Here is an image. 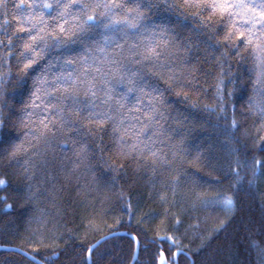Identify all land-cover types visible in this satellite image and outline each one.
<instances>
[{
    "label": "snow or ice",
    "instance_id": "obj_1",
    "mask_svg": "<svg viewBox=\"0 0 264 264\" xmlns=\"http://www.w3.org/2000/svg\"><path fill=\"white\" fill-rule=\"evenodd\" d=\"M183 4L195 9L193 15L200 18V27L193 31L198 35L203 33L205 38L196 44L190 39L181 40V30L186 27L184 21L156 15L161 8L174 7L168 0H18L11 7L9 0H0V82L6 75L3 69L8 70L7 77L12 79L13 61L18 73H23L17 75L12 93L0 90V156L16 159L34 147L32 141L42 140L53 148L54 162L57 161L55 149L64 154L59 160L61 167H67L63 159L71 160L68 174L75 176L81 167L93 171L94 153L87 138L99 133L103 141L110 130L120 158L111 172L124 170L129 180H135L141 169H149L152 176L146 178L155 189L158 171H168L171 175L161 183L157 195L162 204L174 205L183 173L171 168L168 154L162 150L166 139L171 138L169 129L162 123L163 109L168 103L164 93L174 91L188 100L190 92L200 91L197 73L203 69L191 57L192 48L196 47L202 49L204 62L210 61L219 70L214 86L216 104L206 108L219 113L218 119L224 121L215 127L223 137L228 155L235 157L234 166L229 165L227 174L234 191L213 199H203L197 193L196 199L204 205L219 206L228 215L213 233L226 231L232 218L253 198L257 180L264 178V162L253 157L249 164L247 159H240V147H233L247 149L252 142L253 148L264 153V134H261L264 133V0L259 4L256 0H183ZM214 19L222 22V27L215 31ZM241 45L250 50L256 65L253 96L247 100L249 112L259 118V127L254 132L237 119L236 104L229 105L225 100L235 95L238 79L232 76L228 57L230 53L239 56ZM161 81L167 85L163 90ZM228 85L233 88L229 90ZM10 100L22 105L23 138L9 128L3 115L5 109L13 111ZM69 152L71 157L67 155ZM196 159H200L199 154ZM31 178L25 175L26 180ZM101 179L108 182L104 174L93 176L94 182ZM115 180L112 176L111 182ZM4 184L0 180V186ZM168 192L172 193L171 197ZM22 195L25 201L33 198L30 184L22 190ZM0 201L7 208L12 207L6 203L7 197H0ZM127 210L131 219L135 213L130 200ZM163 215L165 219L159 225L144 227L145 217L153 219L145 213L137 221L139 227L127 233L128 248L136 264L139 254L145 256L144 264H228L220 259L228 249L227 243L194 258L210 247L213 234L197 235L200 244L193 252L178 234L180 216L172 213L170 207L165 208ZM169 217L173 223L165 224ZM116 224L124 226L120 220ZM87 227L95 230L94 219H89ZM253 227L250 224L245 231L250 232ZM261 227L264 228V223ZM121 235L117 228L101 236L86 247L87 255L79 264H118L112 259L116 245L111 249L102 245ZM64 243L71 246L73 253L77 249L85 251L76 244L71 231ZM260 256L264 264V248L260 249ZM70 262L75 264L71 257Z\"/></svg>",
    "mask_w": 264,
    "mask_h": 264
},
{
    "label": "trees",
    "instance_id": "obj_2",
    "mask_svg": "<svg viewBox=\"0 0 264 264\" xmlns=\"http://www.w3.org/2000/svg\"><path fill=\"white\" fill-rule=\"evenodd\" d=\"M14 2L18 0H9L10 7ZM260 2L261 0H256L257 4ZM168 3L174 7L167 10L161 8L156 15L168 17L172 21H184L186 27L181 30V40L190 39L193 44L203 40V33L198 35L193 31L200 27V18L193 15L196 10L185 7L183 0H168ZM202 15L206 17L207 13ZM213 24L214 31L222 27V22L218 19H214ZM239 53V56L230 53L228 57L232 76L238 79L235 95L232 98L226 97L225 100L229 105L236 104L237 119L242 120L254 132L259 127V118L249 112L247 100L253 96L256 65L250 50H245L243 45L240 46ZM203 55L202 49L192 48L193 63L203 69L202 73H197L201 85L199 92H190L188 100L174 91L164 93L168 103L166 109H163L165 120L162 123L169 129L171 138L166 139L162 150L168 154L171 168L175 172L183 173L174 205L162 204L157 195L161 190V183L171 175L168 171H158L155 189L146 178L152 176L149 169H141L135 180H129L124 170L119 173L111 172V167L118 165L120 158L110 130L104 135L103 141L99 133L87 138V143L91 145L94 153V159L91 160L93 171L88 172L81 167L75 176L68 174L72 167L71 160L63 159V164L67 167L60 166L59 160L64 154L59 149L54 150L57 157L54 162L53 148L46 146L42 140H34V147L19 154L16 159L0 156V180L5 181V184L0 186V197H7L6 203L12 205L7 208L5 202L0 201V247L19 249L44 264H71L70 257L75 260V264H79L80 259L87 255L86 247L94 244L101 236L117 228L119 232H134L139 227L137 221L145 213H149L153 219L145 217L144 227L149 224L155 227L165 219V208L170 207L171 212L179 215L182 220L178 234L184 237V243L189 245L193 252L200 244L199 239H196L197 235L213 234L210 247L197 253L194 258L207 255L227 243L228 249L220 259L226 260L228 264H261L260 249L264 248V228L261 227L264 223V196L261 195L264 193V178L257 180L253 198L232 218L226 231L213 233L222 220L228 219V215L219 206L204 205L196 199L197 193L203 199H213L234 191L227 174L230 171L229 165L234 166L235 157L228 155L227 148L222 143L223 137L218 135V129L215 127L217 124L222 125L224 121L218 119L219 113L209 112L206 108L216 104L214 86L219 70L210 61L204 62ZM3 71L6 75L4 81L0 82V90L12 93L16 89L17 75L23 73H18L15 61L12 62V79H8L7 69ZM160 87L163 90L167 85L161 81ZM232 88L233 85H228L229 90ZM19 98L17 93L16 99ZM193 103L197 106L193 107ZM10 104L13 105V111L5 109L3 115L9 128H13L15 133L23 138L25 129L20 126L22 105L11 100ZM230 112L231 109L229 114ZM233 147H240V159H247L249 164L252 163L253 157L264 162V153L253 148L252 142H249L247 149L237 145ZM101 148L104 149L103 152L100 151ZM248 152L251 154L246 155ZM173 153L176 154L175 157ZM198 154L199 160L196 159ZM67 155L71 157L72 154L69 152ZM26 174L32 178L26 180ZM101 174L107 177L108 182L104 179L93 181L94 175ZM244 174L242 172V175ZM112 176L116 177L114 183L111 182ZM28 184L32 186L34 195L31 200L25 201L22 190L26 189ZM168 196L171 197L172 193L168 192ZM129 200L135 213L131 219L127 210ZM90 218L94 219L95 230L87 227ZM117 220L124 226L119 227ZM171 223L172 217L165 220V224ZM250 224L254 225L252 230L245 231ZM70 231L75 236L76 244L85 251L77 249L73 253L71 246L64 243ZM129 239L128 235H121L115 241L110 240L102 245V248L111 249L115 244L116 250L112 252V259L118 264H131L133 254L128 248ZM40 240H43V243H40ZM164 247H168L167 243ZM137 259L139 264H144L143 254H139ZM180 259L183 261L184 257L181 256ZM0 264L38 263L23 253L1 249Z\"/></svg>",
    "mask_w": 264,
    "mask_h": 264
},
{
    "label": "water",
    "instance_id": "obj_3",
    "mask_svg": "<svg viewBox=\"0 0 264 264\" xmlns=\"http://www.w3.org/2000/svg\"><path fill=\"white\" fill-rule=\"evenodd\" d=\"M119 233H121L122 235H127V232L126 231H120ZM1 249H6V250H10V251H17V252L23 253L24 255H26L27 257H29L31 260L35 261L36 263H38V264H44L41 261H39L37 258H35L34 256H31L28 253L23 252V251H21L19 249L11 248V247H9V248H7V247L6 248L5 247H0V250ZM135 262H136V259L133 258L131 264H135Z\"/></svg>",
    "mask_w": 264,
    "mask_h": 264
},
{
    "label": "bare ground",
    "instance_id": "obj_4",
    "mask_svg": "<svg viewBox=\"0 0 264 264\" xmlns=\"http://www.w3.org/2000/svg\"><path fill=\"white\" fill-rule=\"evenodd\" d=\"M215 77V76H214ZM212 81V80H211ZM166 109V108H165Z\"/></svg>",
    "mask_w": 264,
    "mask_h": 264
}]
</instances>
